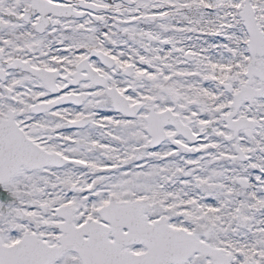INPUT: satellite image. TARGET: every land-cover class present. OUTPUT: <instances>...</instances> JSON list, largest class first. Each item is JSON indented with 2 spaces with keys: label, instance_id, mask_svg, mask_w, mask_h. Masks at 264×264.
<instances>
[{
  "label": "snow or ice",
  "instance_id": "snow-or-ice-1",
  "mask_svg": "<svg viewBox=\"0 0 264 264\" xmlns=\"http://www.w3.org/2000/svg\"><path fill=\"white\" fill-rule=\"evenodd\" d=\"M0 264H264V0H0Z\"/></svg>",
  "mask_w": 264,
  "mask_h": 264
}]
</instances>
